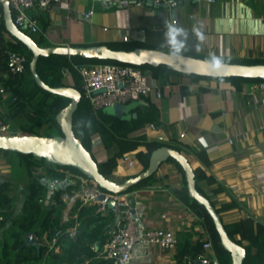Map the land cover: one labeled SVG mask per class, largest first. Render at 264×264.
Instances as JSON below:
<instances>
[{"label":"crops","instance_id":"0c3cea01","mask_svg":"<svg viewBox=\"0 0 264 264\" xmlns=\"http://www.w3.org/2000/svg\"><path fill=\"white\" fill-rule=\"evenodd\" d=\"M127 1L54 0L49 9L32 12L41 31L27 32L42 35L45 44L41 46L126 44L209 57L264 60V0H191L175 8L152 0ZM91 9L93 15L85 17L84 13ZM172 25L175 35L169 40L166 31ZM126 36L129 41H124ZM2 37L16 41L8 32H2ZM62 80L65 85L75 86L77 82L72 73H66ZM254 82L233 84L175 75L163 86L153 79V84L161 87L160 96L155 88L142 100L104 108L106 114L124 120L137 117L138 110L153 109L151 119L127 134L128 139L140 142L136 150L126 152L134 165L120 157L113 178L121 182L144 170L137 153L146 149L147 142L178 146L193 168L207 176L201 187L209 198L218 205L233 203V207L223 211L227 221L252 218L264 226V92H251L249 87ZM0 90L3 91L1 86ZM9 95L10 92H3L4 99ZM6 108L5 103L0 104L1 110ZM93 141L98 162H105L120 149L118 143L106 148L99 134L94 135ZM3 161L10 165L4 158ZM9 174H0V181H10ZM184 178L176 163L168 160L147 185L126 194L145 228H171L177 239L180 233L190 232L192 244L203 242L199 255L204 253L212 259L215 256L216 264H221L207 222L178 195ZM45 186L53 203L55 191ZM9 194L15 197L12 190ZM75 199L71 196L63 208V221L77 216L76 212L70 215ZM21 205L23 209L24 202ZM3 228L0 227V233ZM35 239L40 244L43 241L37 236ZM208 240L212 248L205 250L203 245ZM103 249L97 253V259H109L103 256ZM176 253L177 248L164 250L138 242L131 264H179ZM184 262L202 264L189 256Z\"/></svg>","mask_w":264,"mask_h":264},{"label":"trees","instance_id":"16d2710c","mask_svg":"<svg viewBox=\"0 0 264 264\" xmlns=\"http://www.w3.org/2000/svg\"><path fill=\"white\" fill-rule=\"evenodd\" d=\"M2 32H7L2 20ZM34 40L43 45L44 39L42 35L35 36L31 34ZM0 46V86L3 91L0 90V104H6V110L0 109V119L5 122H9L14 114H22L26 118V125L22 129V133L40 134L38 129L42 127L44 121L50 122L52 126L56 125L58 129V135L62 134L61 128L56 121V115L61 109L67 106L70 102L68 98L61 97L59 95L48 92L40 87L31 72L30 62L32 59V53L29 49L19 41L7 40L5 37L1 39ZM87 46V45H86ZM109 47L113 49H134L138 46L121 47L114 44H109ZM15 50L25 54L28 58L26 70L18 75H12L7 73V56L8 51ZM185 54L207 58L216 61L223 62H235V63H264V60H239L229 59L224 57H209L196 55L191 52H185ZM91 63H118L125 64L115 60H104L94 58H83L80 56H65L52 54L50 56H40L38 60V73L41 78L50 86L65 85L62 78L66 74V66L71 67V72L76 78L75 87L83 91L82 89V77L74 65H84ZM144 73H149L157 80L162 86L169 83L173 76H188L194 80L200 79H213L230 81L233 84L241 83L242 81H259L262 79L242 78V77H229V78H214L208 76H200L195 74H185L168 69L165 65L158 67L151 66L149 64L137 66ZM3 92H10V95L4 99ZM82 100L86 102L87 111L84 117L80 115V105ZM153 109H146L144 112L138 110V115L130 120L119 119L118 117L106 114L104 111H99L96 115L92 112L87 100L82 97L79 107L74 114V132L76 136L82 141L84 146L93 154V137L95 134H99L101 141L106 148L113 146L115 143L119 144V151L113 156L109 157L105 162H98L100 171L107 177L113 178V170L118 165V159L122 157L126 152L136 150L140 142L138 140H130L127 138L129 131L137 129L140 125H143L146 120L151 119V113ZM49 136H53L49 134ZM146 149L137 153L138 159L143 163L144 169L149 165L150 156L152 152L158 147L163 146V143L147 142L145 144ZM175 149L182 151L178 146H172ZM3 151V150H2ZM5 154L15 153L11 151H4ZM20 156L21 162L24 163L26 171L28 172L31 183L29 186V193L23 205L25 214L19 219L17 228H13L7 238L0 236V264H114L112 259H97V253L101 251L104 245L109 241L111 235L109 231L115 226V217L112 213L103 215L97 212L98 203L87 202L85 203L81 197L75 195L76 202L72 207V213H77L75 218H70L67 221H63V208L66 203L62 199V194L65 191L72 193L74 187L69 185L66 189L55 190V194L52 200L56 201L57 205H53L49 198L50 208L43 211L40 204V199L46 197L47 187L44 185L41 177L44 175L38 173L39 177L34 175L38 166L42 165L41 161H46L44 158H36L32 154L24 155L16 153ZM94 155V154H93ZM95 158V156H94ZM96 159V158H95ZM97 160V159H96ZM169 161L176 163V165L183 172H185L182 166L174 159L170 158ZM51 164L46 161V169L49 173H53L56 178H64L65 171L69 170L75 175L89 179L94 182L78 169L72 166H60L51 167ZM58 168V170H56ZM197 188L207 197V193L201 187V183L207 179V176L202 174L200 169H195ZM50 176V175H48ZM154 175L139 182L131 187L128 191L121 194L131 192L135 188H139L147 185ZM118 181V180H116ZM12 183L7 180L0 181V227L4 226L6 219L9 216L10 209L14 203V198L9 194L11 191ZM178 195L181 199L186 200L188 204L198 212L208 224V229L211 232L215 249L217 251L221 264H232V257L222 245L220 241L219 233L215 227L214 221L206 208L199 204L196 200L189 196L187 189L186 178H184V185ZM217 212L220 214L226 230L230 237L237 243L243 245L247 250V255L244 260V264H264V226L256 223L252 218H239L233 221H227L223 215V211L233 207V203H221L218 205L216 200L211 199ZM79 221L80 225L76 236L71 237L66 232L71 226H74ZM61 230L62 234L59 239L61 251L57 252L50 249L43 241H41L40 248H37L34 244H28L23 248H20L21 244L25 241L27 234L32 231L35 236L44 239L45 237L51 239L53 234ZM192 233L182 232L179 235L177 243L176 258L179 264H187L184 262L185 257H190L192 260H196L202 249V241H198L195 244L191 242ZM42 237V238H41ZM94 246V248H93Z\"/></svg>","mask_w":264,"mask_h":264},{"label":"water","instance_id":"95a60500","mask_svg":"<svg viewBox=\"0 0 264 264\" xmlns=\"http://www.w3.org/2000/svg\"><path fill=\"white\" fill-rule=\"evenodd\" d=\"M3 19L7 32L17 41L23 43L32 53L30 69L37 84L50 93L68 98L69 104L59 111L56 121L59 124L61 135H38L29 133L0 134V150L32 154L36 158H44L47 162L72 166L97 183L101 188L113 194H121L128 191L139 182L154 175L159 167L170 158L176 160L185 172L189 196L203 205L212 217L219 233L221 245L231 254L232 264H244L247 255L246 248L234 241L225 228L220 214L217 212L211 199L204 195L196 183V173L188 157L174 147L163 145L155 149L149 165L142 172L126 178L124 181H116L104 175L99 168L98 161L74 132V114L82 99V92L73 85L50 86L38 73V60L40 56L52 54L65 56H80L104 60H115L125 64L141 66L149 64L154 67L165 65L168 69L200 76L214 78L242 77L264 80V63H235L216 61L202 57H196L180 52H169L160 49L136 47L134 49H113L107 44L88 46H41L27 32V27H18L14 21L13 12L9 0H1ZM42 182L50 186L51 179L44 177ZM106 202L109 208L116 204V200L104 193L99 197ZM136 215V211L133 209ZM28 244H34L40 248L34 232L30 231L20 248Z\"/></svg>","mask_w":264,"mask_h":264},{"label":"built area","instance_id":"2783aa9c","mask_svg":"<svg viewBox=\"0 0 264 264\" xmlns=\"http://www.w3.org/2000/svg\"><path fill=\"white\" fill-rule=\"evenodd\" d=\"M13 12L14 21L18 27H27L32 33L41 31L38 20L32 12L47 10L51 7L54 0H9ZM156 4H166L170 8H175L183 1L191 0H152ZM196 3L207 1L214 3L216 0H193ZM126 2H128L126 0ZM93 9L84 13L89 18L93 15ZM2 20L3 11L0 0V46L2 39ZM143 32L145 30H142ZM167 38L173 39L175 28L170 26L166 31ZM124 41H129V37H124ZM28 58L25 54L10 50L7 56V73L18 75L23 73L27 68ZM82 77V97L85 98L94 114H98L108 106L115 104H124L130 101L142 100L148 96L152 89L157 90V95H161V87L153 84V77L149 73H144L140 68L131 64L118 63H91L84 65H74ZM66 73H69L66 70ZM155 80V79H154ZM250 91L253 93L264 92V80H259L250 85ZM155 127L154 124H151ZM12 125L0 119V134H10ZM183 135V134H182ZM233 142V140H230ZM264 158V157H263ZM134 165V160L126 153L122 158ZM11 167L0 156V174L10 173ZM44 177H48L44 175ZM50 187L52 190L66 189L69 185L73 186L72 193L65 191L62 199L66 205L71 200V196L78 195L87 202L98 203L97 212L105 215L112 213L115 217V226L111 232L109 241L104 245L103 256L114 261V264H131L132 251L138 242H146L155 245L164 250H175L178 239L176 233L171 228L149 227L145 228L139 218L135 216L127 194H113L101 188L97 183L89 179L75 175L69 170L65 171L64 178H50ZM108 193L110 197L115 198L116 204L109 208L106 202L99 197ZM42 202V200H40ZM53 205H57L53 200ZM80 223H76L67 229L69 236L74 237L77 234ZM62 232L57 230L51 239L44 238L43 241L50 249L59 251V239ZM204 249L212 248V243L208 240L204 242ZM197 260L202 264H216L217 258L213 259L208 255L201 253ZM194 261V260H193ZM63 264H68L64 262ZM75 264V263H73Z\"/></svg>","mask_w":264,"mask_h":264},{"label":"rangeland","instance_id":"374dc122","mask_svg":"<svg viewBox=\"0 0 264 264\" xmlns=\"http://www.w3.org/2000/svg\"><path fill=\"white\" fill-rule=\"evenodd\" d=\"M128 46L129 45L126 44L122 45V47H128ZM65 68L69 73H72L70 70L71 69L70 66H66ZM86 109H87L86 102L82 100L80 105V115H82L83 117L84 115L87 114ZM9 123H11L12 125L13 128L12 131L16 133H22V129L26 125L27 121L24 115L18 113V114H14L11 117ZM38 131L40 135L52 134L54 136V135H58L59 133L56 125L52 126L48 121H44V124L42 125V127L38 129ZM0 156L4 158L6 161H8L10 164L11 170L8 178L13 184V188H11V190L13 192V195L15 196L14 203L9 213L10 217L6 219V223L4 225L3 231L0 233V236L2 238H7L9 236L10 231L13 228H17L19 219H21L25 214L21 204L26 200V197L29 193V186L32 180L28 172L26 171L24 163L21 162L19 155H17L16 153L5 154L4 151L0 150ZM41 164L42 165L38 166L34 172V175L36 177L40 178V176L38 175V173H40L42 175H47V176L50 175L48 176L49 178H56L54 177L53 173L52 174L49 173L48 170L46 169V161H41ZM51 167H56V166L51 165ZM56 170H58V168H56ZM40 179L43 181L42 177ZM45 193H46V197L43 198L44 201L40 202L43 211H46L50 208L49 197L47 195L48 193L46 191Z\"/></svg>","mask_w":264,"mask_h":264}]
</instances>
